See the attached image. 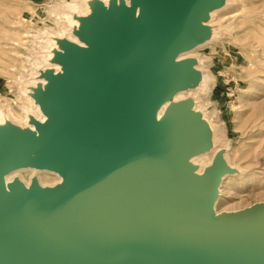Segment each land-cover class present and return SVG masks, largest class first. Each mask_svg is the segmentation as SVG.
<instances>
[{"label":"water","instance_id":"obj_1","mask_svg":"<svg viewBox=\"0 0 264 264\" xmlns=\"http://www.w3.org/2000/svg\"><path fill=\"white\" fill-rule=\"evenodd\" d=\"M142 3L141 21L122 12L141 34L113 27L105 40L96 35L99 54L78 56L88 74L61 84L66 97L44 99L55 113L43 140L19 145L36 152L35 164L60 170L67 193L18 181L8 189L4 177L17 162L0 153V264H264V203L216 214L226 166L217 160L182 182L198 136L177 107L156 116L194 79L174 59L199 41L195 22L208 4Z\"/></svg>","mask_w":264,"mask_h":264},{"label":"rangeland","instance_id":"obj_2","mask_svg":"<svg viewBox=\"0 0 264 264\" xmlns=\"http://www.w3.org/2000/svg\"><path fill=\"white\" fill-rule=\"evenodd\" d=\"M76 2L84 8L83 0H0V106L6 112L21 104L6 91L19 93L21 77H31L34 58L41 54L45 32L57 27L47 17L53 8L63 11ZM225 3L213 19L205 15L203 22L212 19L211 24H202L199 41L186 50L193 52L181 59L194 75L182 96L198 107L197 116H205L199 128L209 123L214 133V144L205 152L213 150L198 162L209 163L222 152L240 170L223 180L219 212L264 203V0ZM16 174L30 177L25 170Z\"/></svg>","mask_w":264,"mask_h":264},{"label":"bare ground","instance_id":"obj_3","mask_svg":"<svg viewBox=\"0 0 264 264\" xmlns=\"http://www.w3.org/2000/svg\"><path fill=\"white\" fill-rule=\"evenodd\" d=\"M226 1L228 2V0H206L208 6L200 13L195 22V28L203 26L202 24L205 22H203V18L206 14H211L213 19L215 12H219L227 6ZM83 2V9H80L77 2L63 11L53 8V16L47 18L57 27L50 28L51 31L47 29L45 32L43 41L40 42L41 54L35 56L32 64L31 77L27 79L21 77L18 94L13 95V91L11 92L9 89L6 91L7 94L12 96L11 100L13 102H21V104L17 103L19 109L16 110L11 105L7 112L0 106V153L11 155L17 162L15 167L5 174L4 182L8 189L11 184L18 181L27 189L32 188L34 185L38 186L43 194L49 190H58L63 195L67 193L65 175L56 168L35 164L32 160L37 156L36 152L29 150L25 153L19 148V145L24 144L27 137L31 135H34L38 140H43L44 129L54 124L55 113V110L46 104L44 99L49 96L66 97L61 84L70 82L76 85L84 75L88 74L78 68V56L81 53H90L95 56L99 54L94 42L96 35H100L102 40H105L108 32L113 27L121 36L127 34L131 38L141 34L140 30L128 27L123 21L122 12L125 10L131 11L135 18L141 21L142 0H83ZM218 15L220 14L218 13ZM212 19L205 22V25L211 24ZM31 36L35 37V35ZM196 39L194 37L191 40L195 41ZM186 50L182 49L177 52L174 59L176 63H179L181 59L186 58L193 52ZM187 68L191 70V64L187 65ZM197 68L200 67L197 66ZM185 86L175 90L162 102L157 110V120L160 121L168 110L177 107L179 110L178 115L181 114L187 122L192 124L193 132L198 136L197 147L199 150L188 157L189 170L182 175V182L193 177L200 178L217 160H221L223 165L226 166L227 170L223 173L218 187V196L213 202L214 212L221 214L225 211L219 212L216 209V204L221 195L222 182L230 173L236 172V174H239L240 170L231 167L226 153L222 152L215 153L209 163L200 162V160L198 162L201 156L213 150L205 152L214 144V133L209 123L204 127V130L198 131L197 125L203 122L205 116H197V106L193 107L184 103L185 99L182 94L186 92L183 90ZM56 129L59 128L56 127ZM90 148L91 156H97L99 154V140L91 143ZM19 170L27 171L30 177L26 179L18 174L12 176L14 172ZM38 172H41L42 175L38 176Z\"/></svg>","mask_w":264,"mask_h":264}]
</instances>
